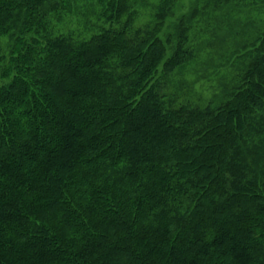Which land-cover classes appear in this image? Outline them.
<instances>
[{
  "label": "trees",
  "instance_id": "trees-1",
  "mask_svg": "<svg viewBox=\"0 0 264 264\" xmlns=\"http://www.w3.org/2000/svg\"><path fill=\"white\" fill-rule=\"evenodd\" d=\"M77 1L0 0V264H264V33L219 98L179 103L186 27L98 0L65 29Z\"/></svg>",
  "mask_w": 264,
  "mask_h": 264
},
{
  "label": "rangeland",
  "instance_id": "rangeland-1",
  "mask_svg": "<svg viewBox=\"0 0 264 264\" xmlns=\"http://www.w3.org/2000/svg\"><path fill=\"white\" fill-rule=\"evenodd\" d=\"M77 2V14L64 18L65 29L81 30L86 22L95 21L92 14H86L88 10L99 12L98 0ZM163 2L137 0L134 26L152 29L157 22L161 25L159 36L163 40L172 36L174 41L186 27L194 58L170 75L164 92L179 103L206 105L234 85L247 62L244 47L264 33V0H171V12L162 19L159 11Z\"/></svg>",
  "mask_w": 264,
  "mask_h": 264
}]
</instances>
